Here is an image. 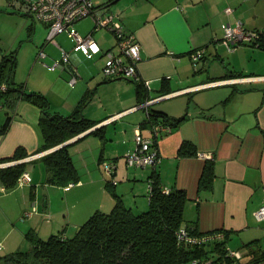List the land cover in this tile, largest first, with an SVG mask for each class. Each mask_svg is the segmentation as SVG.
<instances>
[{
	"label": "crops",
	"instance_id": "obj_1",
	"mask_svg": "<svg viewBox=\"0 0 264 264\" xmlns=\"http://www.w3.org/2000/svg\"><path fill=\"white\" fill-rule=\"evenodd\" d=\"M249 1L252 0L110 1V11L118 14L124 29L134 33L140 43L137 80L102 75L104 51L115 47V39L110 31H92V27L85 34L92 33L99 50L88 55L67 31L56 35L67 32L74 46L65 48L54 39L47 41L57 46V51L46 54L47 63L58 60L61 65L50 69L37 58L38 48L47 46V26L46 31H37L36 22L41 21L28 15L36 42L30 52H22V46L16 50L15 81L23 83L26 91L43 93L50 112L63 115L70 114L93 89L82 106V114L96 124L70 138L69 152L79 180L71 186L59 185L48 181V172L39 158L52 148L41 150L45 138L39 125V107L25 99L13 109L0 105V127L11 116L7 130L0 134V167L28 161L25 170L31 175L29 184H15L10 189L0 181V256L27 241V231L41 238L60 233L68 237L75 233L69 231L77 230L95 210L109 211L114 196L107 183L125 206L145 210L152 172L159 175L163 186L185 191L183 219L195 224L198 231L222 229L227 239H261L264 219H257L255 212L264 205V61L258 63L260 71L252 66L247 71L239 54L251 51L264 56V48L244 40L232 43L229 50L222 28L224 23L234 25L238 20L244 27L257 25L261 14L255 6L247 7ZM227 7L230 12L225 11ZM84 18L87 16L74 23ZM88 18L93 26L92 17ZM195 49L202 53L193 62L190 53ZM13 50L0 46V59ZM62 50L69 53V63L61 60ZM83 58L86 65L80 69ZM72 70L77 80L70 85L67 80ZM144 80L150 81V88L143 87L140 95L144 101L140 103L136 83ZM164 88L169 92H162ZM145 102L146 107L140 106ZM150 109L164 111L171 118L185 113V118L170 125V132L159 133L156 146L160 162L155 168L129 167L125 154L135 146L136 127L144 137L153 136L145 122ZM156 120L163 123L160 116ZM102 125L103 138L87 134ZM183 140L194 143L196 155H176ZM17 147L26 150L28 156L4 162L2 158L11 156ZM207 160L212 162L213 176L209 184L200 185ZM105 161L114 164L110 175L105 172ZM54 190L61 193L58 204ZM33 204L36 211L23 220V213Z\"/></svg>",
	"mask_w": 264,
	"mask_h": 264
},
{
	"label": "trees",
	"instance_id": "obj_2",
	"mask_svg": "<svg viewBox=\"0 0 264 264\" xmlns=\"http://www.w3.org/2000/svg\"><path fill=\"white\" fill-rule=\"evenodd\" d=\"M244 29L248 30L245 27ZM248 31L254 33L249 40L251 44L264 48V30ZM16 65V50L2 54L0 85L4 84L5 88L0 90V105L13 109L21 99H25L39 107V125L45 138L41 150L56 146L96 124L94 120L82 114V106L91 96L93 89L70 114L51 113L43 93L26 91L23 83L15 81ZM144 86L143 82L136 83L140 103L144 101L143 96L141 97ZM161 91L169 92L165 88ZM159 116L163 118V123L172 126L185 118V113L171 118L164 111L150 109L147 110L145 122L151 126L157 122ZM10 120L9 115L0 127V134L5 133ZM103 129L102 125L87 134L94 133L103 138ZM71 144L61 145L39 157L48 172L49 182L59 185L78 182L79 175L69 152ZM196 154L195 145L190 140H183L176 151L177 156ZM26 156V150L17 147L11 156L2 160L13 161ZM27 162L21 161L0 167L1 183L8 189L14 187ZM212 176V162L207 160L199 184H209ZM149 181L151 190L148 192V206L145 210L136 211L125 206L120 196L107 183L108 190L114 196V204L109 211L95 210L76 232L68 237L60 233L41 238L34 231H27L25 236L29 248L3 254L0 261L2 264H189L188 261L197 255V251L178 244V231L184 226L189 234L199 235L204 232L198 231L195 224L184 222L183 208L187 195L180 188L167 187L169 190L165 192V186L161 184L156 172H152ZM223 233L226 242L227 234ZM262 257L264 253L252 259Z\"/></svg>",
	"mask_w": 264,
	"mask_h": 264
},
{
	"label": "built area",
	"instance_id": "obj_3",
	"mask_svg": "<svg viewBox=\"0 0 264 264\" xmlns=\"http://www.w3.org/2000/svg\"><path fill=\"white\" fill-rule=\"evenodd\" d=\"M98 3L97 0H8V4L18 13L27 14L32 19L39 20L47 26L46 41H53L56 34L67 31L68 35L75 41L84 54L97 52L99 46L92 37V33L85 35L79 34L73 29V23L80 18L90 16L93 19V29H105L112 33L115 39V47L104 51V61L101 68L102 75L105 78H139L137 71V61L140 58V43L132 32L124 29L118 14L109 9V2ZM226 12H230L231 8H225ZM223 39L229 50L232 49V43L244 40H251L253 32L245 30L240 20L234 25L224 23ZM201 49H195L190 53L193 62H196L201 55ZM46 53L42 47L38 48L37 57H43ZM61 60L69 63V53L62 50ZM50 69L61 67L58 60H54L51 64H46ZM77 80V74L72 70V75L68 80L73 85ZM145 87L150 88V81H143ZM5 85H0V90ZM155 99V98H154ZM153 100V99H150ZM147 102L140 104L146 107ZM152 137H144L139 127H136L134 134L135 146L125 154V162L129 167H152L155 168L160 162V154L156 146V138L161 131L170 132L171 127L161 122L152 123L150 126ZM104 169L107 174H111L114 169L112 162H104ZM31 182V175L27 170H23L16 180L17 186H23ZM111 183L115 184L116 180L111 179ZM68 183V186L73 185ZM151 190V183L148 182V192ZM168 188L164 187V191L168 192ZM36 211L33 204L30 210L23 213L22 219H26ZM257 219H264V205H261L255 212ZM224 233L221 229L204 232L199 235L189 234L184 226L178 231V244H182L186 248L197 251V255L191 258L189 264H264V257L242 261V254L239 250L230 249L224 242Z\"/></svg>",
	"mask_w": 264,
	"mask_h": 264
},
{
	"label": "rangeland",
	"instance_id": "obj_4",
	"mask_svg": "<svg viewBox=\"0 0 264 264\" xmlns=\"http://www.w3.org/2000/svg\"><path fill=\"white\" fill-rule=\"evenodd\" d=\"M254 6L258 14L264 15V0H252V1H249L247 4V7L249 8L254 7ZM261 15H259V17L257 18V22L255 23L257 25L254 26V25L248 24V26H245V27L248 30H253L252 28H255V27L258 29L259 28L264 29V19H261ZM31 21L32 19L28 15L16 12V10H14L8 4V0H0V46L4 48L5 50H9V49L17 50L20 46H22V52H26V51L30 52L34 42H36L34 41L35 33L34 32L31 33L30 31ZM36 24H37L36 25L37 31L38 30L42 31L43 29L44 31H46V25H43L41 22H36ZM91 27H93L92 21H91V18H88V16L87 18H84L83 20H81L79 23L73 24V29L79 31L82 34H85L87 31H90ZM95 33H99V32H95ZM67 36H68L67 32H63L61 35L60 34L55 35L54 41L60 46L65 47V48L74 46V42ZM45 42L47 46L45 48L43 47V49L45 50L46 54H48L49 50L57 51V46L54 43H51V42L48 43L46 41V37H45ZM224 55L228 56V54H226L225 52H224ZM45 56L37 57V58L41 62H44L46 64H51L52 62L47 63L49 56L48 55L46 57ZM239 56H240L239 60L242 62V64L246 65L245 68H247L246 69L247 71L251 70L249 66L257 68L259 71L261 70L257 66L261 60L264 61V58H262L264 56L258 55V52L257 54L251 53V51L245 54L240 53ZM85 60L86 59L83 58L82 61L80 62V65H79L80 69L86 65ZM255 63H257V65H254ZM108 128H112V125H109ZM37 168L38 167L36 166V170L34 172L36 174L38 171ZM39 188L42 189L44 187H39ZM40 198L41 200L44 199V194L42 193V191L40 192ZM60 199H61L60 191L54 190L55 203L58 204ZM136 211H140V210L136 209ZM75 230L76 229H72L71 231H69L70 232L69 234L71 233L73 234V232H76ZM247 242L248 243L251 242V243L248 244ZM226 245L230 249L239 250L242 254V261H249L253 257L259 256L260 254L264 253V235H262L261 239H227ZM28 248H29V242L25 240L21 245H19L17 249L26 250Z\"/></svg>",
	"mask_w": 264,
	"mask_h": 264
},
{
	"label": "water",
	"instance_id": "obj_5",
	"mask_svg": "<svg viewBox=\"0 0 264 264\" xmlns=\"http://www.w3.org/2000/svg\"><path fill=\"white\" fill-rule=\"evenodd\" d=\"M88 130H89V129H88ZM86 131H87V130H86ZM84 132H85V131H84ZM82 133H83V132H82ZM82 133H80V134H78V135H76V136H74V137H72V138H75V137L81 135ZM69 142H70V139H68V140H66V141H64V142H62V143H60V144H58V145L55 146V147H52L51 150H54L55 148H58V147H60L61 145L67 144V143H69Z\"/></svg>",
	"mask_w": 264,
	"mask_h": 264
}]
</instances>
